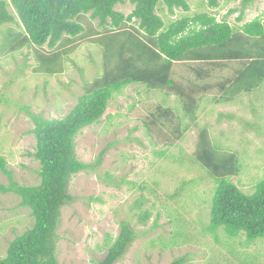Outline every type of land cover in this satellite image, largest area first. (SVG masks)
<instances>
[{"label": "rangeland", "instance_id": "obj_1", "mask_svg": "<svg viewBox=\"0 0 264 264\" xmlns=\"http://www.w3.org/2000/svg\"><path fill=\"white\" fill-rule=\"evenodd\" d=\"M189 1L192 11L201 12L199 0ZM205 1L202 12L216 11L219 20L227 18L236 25L238 14H227L240 7L239 1L218 0V9L210 7L212 0ZM117 10L129 15L133 7L120 5ZM184 15L182 11L160 13L166 23ZM257 16L264 20V0L247 12L245 21ZM92 24L96 26V21ZM65 50L64 71L54 77L32 75L36 61L26 48L0 57V94L11 85L6 94L12 102L8 108V104L0 105V157L20 185L40 182L39 163L29 155L36 146L30 113L48 120L65 118L84 94L85 82L92 83L103 74V50L96 44L83 38L67 44ZM23 65L30 68L24 70V76H17ZM174 71L183 83L197 81L183 65L176 64ZM229 73L217 70L211 81L218 82ZM217 97L220 93L215 87L201 100L197 121L191 122L183 116L175 95L138 85L114 95L101 121L76 139L79 161L94 170L75 176L69 186L75 200L62 209L57 232L59 264H98L123 222L137 239L116 264H172L177 259H184L185 264H243L246 258L252 264H264V238L248 245L245 235L231 240L219 231L217 242L205 232L215 185L193 160L200 132L206 129L219 151L238 155L241 160V174L233 183L246 194L254 192L264 180V84L232 104H219ZM158 105L174 110V125L176 117L183 120V127L189 125L182 137L169 126L153 123L152 113H157ZM102 152L105 155L100 160ZM193 180L194 185L182 188ZM8 183L0 170L1 258L10 243L34 222L16 195L2 192L1 186ZM138 202L141 204L136 207ZM145 212L149 213L147 221L142 219Z\"/></svg>", "mask_w": 264, "mask_h": 264}, {"label": "trees", "instance_id": "obj_2", "mask_svg": "<svg viewBox=\"0 0 264 264\" xmlns=\"http://www.w3.org/2000/svg\"><path fill=\"white\" fill-rule=\"evenodd\" d=\"M236 1L240 7L227 14H239L237 24L232 25L227 18L218 22L216 11L202 12L205 0L197 5L201 12L192 11L189 0H0V57L28 49L36 61L32 75H61L68 53L65 47L79 39H87L103 50V74L92 83L85 82L84 94L65 118L48 120L30 113L36 146L29 155L39 163V184L17 183L6 160L0 157V170L9 180L8 185L1 186L2 192L16 195L34 220L29 230L10 243L0 264H59L57 232L62 209L75 200L69 186L75 176L94 170L79 161L76 139L84 129L101 121L115 94L138 85L147 91L175 95L181 101L183 116L196 122L201 100L215 87L221 97L215 98L217 103L228 104L264 84L263 18L238 25L260 0ZM126 4L133 7L129 15L117 10ZM210 7L218 9V0H212ZM166 11L186 15L166 23L160 16ZM176 64L191 71L197 81L177 80ZM26 68L30 66L18 68L16 75L24 76ZM217 70L230 72L229 76L214 83L211 80ZM10 86L0 94V105L8 104L6 108L12 103L6 94ZM152 117L153 123L173 128L180 137L189 128L182 126L181 118L176 117L173 124L171 107L158 105ZM104 155L100 154V160ZM193 160L215 185L205 232L217 242L219 231L231 240L245 235L248 245L264 238V180L252 194L244 193L232 181L241 174V160L238 155L219 151L206 129L200 132ZM195 183H185L182 188ZM148 217V212L143 213V220ZM136 239L133 229L123 222L118 237L98 264H116ZM172 264H185V260L177 259ZM243 264L252 263L246 258Z\"/></svg>", "mask_w": 264, "mask_h": 264}, {"label": "crops", "instance_id": "obj_3", "mask_svg": "<svg viewBox=\"0 0 264 264\" xmlns=\"http://www.w3.org/2000/svg\"><path fill=\"white\" fill-rule=\"evenodd\" d=\"M248 11H250V10H248ZM248 11H247V12H248ZM237 14H238V13H237ZM238 15H239V14H238ZM246 15H247V14H246ZM218 17H219V16H218ZM257 17H258V16H257ZM261 17L263 18V16H261ZM236 19H237V18H236ZM248 22H250V21H249V20H248V21H245V20H244L243 23H240V24H238V25H239V26H242L243 24L248 23ZM263 22H264V20H263ZM236 24H237V22H236ZM178 65H179V64H178ZM251 94H252V93H251ZM243 95H246V94H243ZM243 95H242V96H243ZM240 97H241V96H240ZM218 98H220V97H218ZM232 103H233V102L228 103V104H232Z\"/></svg>", "mask_w": 264, "mask_h": 264}, {"label": "clouds", "instance_id": "obj_4", "mask_svg": "<svg viewBox=\"0 0 264 264\" xmlns=\"http://www.w3.org/2000/svg\"><path fill=\"white\" fill-rule=\"evenodd\" d=\"M218 22H220V20L218 19Z\"/></svg>", "mask_w": 264, "mask_h": 264}]
</instances>
